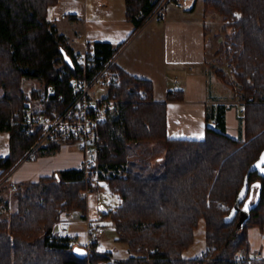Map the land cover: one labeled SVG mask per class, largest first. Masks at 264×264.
I'll return each mask as SVG.
<instances>
[{
    "label": "trees",
    "instance_id": "trees-1",
    "mask_svg": "<svg viewBox=\"0 0 264 264\" xmlns=\"http://www.w3.org/2000/svg\"><path fill=\"white\" fill-rule=\"evenodd\" d=\"M164 1L126 0L133 34ZM58 2L0 0V133L10 135V155L0 159V189L39 139L16 116L29 98L23 89L25 79H37L43 89L52 87L56 95L71 102V83L83 74L66 36L48 18L49 9ZM204 9L216 11L226 21V36L217 53L223 52L232 65L234 83L223 68L213 70L239 92L244 104V139L227 133L223 104L208 115L217 124L207 127L203 140L169 137L168 102L182 100L183 91H169L167 102H157L151 81L122 71L121 85L113 90L118 101L99 129L98 179L95 182L82 168L12 184L10 189L17 187L11 189L16 206L9 218H0V264L108 262L111 253L100 251L98 240L89 244L90 255L80 258L74 249L88 246L55 232L66 212L78 210L88 217L85 192L98 187L99 181H106L119 198L117 207L100 219L112 222L116 239L134 254L107 264H249L237 256L249 257L254 250L253 234L264 235V174L253 169L264 154V0H204ZM121 47L94 42L88 50L101 67ZM63 50L72 58L73 67ZM62 146L48 143L33 156L54 154ZM249 173V190L242 197ZM11 204L0 193V206ZM202 221L206 249L197 258H186ZM252 264H264V259Z\"/></svg>",
    "mask_w": 264,
    "mask_h": 264
},
{
    "label": "crops",
    "instance_id": "crops-1",
    "mask_svg": "<svg viewBox=\"0 0 264 264\" xmlns=\"http://www.w3.org/2000/svg\"><path fill=\"white\" fill-rule=\"evenodd\" d=\"M198 1L184 9L168 5L164 18H152L134 34L135 26L126 15V0H59L49 9L48 18L66 36L76 54L89 51V44L94 42L122 45L117 53L118 67L131 76L151 81L155 101L167 102L169 91H183L182 100L168 102L169 137L203 140L207 127L217 124L214 119L208 120V115L223 104L227 107V133L244 139V106L233 100V91L211 69L215 40L207 29L204 6L200 7ZM68 19L73 23L60 26ZM79 23H83V31L75 30ZM6 133H0V159L10 155V135ZM84 163L82 151L74 145H63L54 154L23 163L9 178L37 181L63 170L82 169ZM87 215L84 218L81 211H71L63 215L64 223L60 224L62 233L66 231L63 234L71 235L74 242L83 246L91 242L92 227L102 228L96 222L101 215L91 211ZM252 240V254H261L264 259V235L255 232Z\"/></svg>",
    "mask_w": 264,
    "mask_h": 264
},
{
    "label": "built area",
    "instance_id": "built-area-1",
    "mask_svg": "<svg viewBox=\"0 0 264 264\" xmlns=\"http://www.w3.org/2000/svg\"><path fill=\"white\" fill-rule=\"evenodd\" d=\"M190 2L191 0H165L152 18H164L170 4L184 9ZM77 63L83 74L71 83V102L63 95H56L55 90L49 87L40 90L37 95H31L25 109L17 112L16 116L28 133L39 134V139L26 160L32 159L35 151L51 142L74 145L85 155L83 168L86 174L96 181V170L102 151L99 129L108 112L118 101V96L113 90L121 85L122 70L117 65V55L104 66L98 67L95 55L85 51L77 54ZM11 189L15 191L17 187ZM95 189L96 185L89 188L87 194ZM104 232L100 227H92L91 241L98 240ZM262 259L261 254L237 256V260L248 263Z\"/></svg>",
    "mask_w": 264,
    "mask_h": 264
},
{
    "label": "rangeland",
    "instance_id": "rangeland-1",
    "mask_svg": "<svg viewBox=\"0 0 264 264\" xmlns=\"http://www.w3.org/2000/svg\"><path fill=\"white\" fill-rule=\"evenodd\" d=\"M194 1L195 0L190 2V4L188 6H192ZM198 5L200 7H203L204 6L203 0H199ZM199 6H198V8H199ZM205 19H206V22L208 24L207 29L212 34V36L214 37V40H215V47L213 49L215 58H214V62H213L211 69L213 70V67L223 68L227 72L228 81L232 84L235 81V76H236L235 71H234L232 65L230 64V62L228 61V59L226 58V56L223 54V52L220 54L217 53V51L220 50V45L222 44V42L226 36V33L223 30V27L225 26L226 21L224 20L222 15H220L219 13H217L214 10L205 11ZM69 23L72 24L73 21L71 19H68V20L62 22L60 26L70 25ZM75 30H77V31L82 30L83 31L84 30L83 23L76 24ZM221 51H223V50H221ZM221 82L224 83L225 85L229 86L227 83H225L223 81H221ZM43 88H44V84L37 79L26 78L24 81V84H23V89L28 94L29 97L32 95L33 91H37V90L40 91ZM229 88L233 91L232 92L233 93V96H232L233 100L237 101V102L239 101L241 103L242 101L240 100V95H239L238 90L234 89L232 86H229ZM220 100L226 101L227 99L225 100V99L221 98ZM240 103H239V105L242 106ZM243 106H244V104H243ZM242 114H244V110H243ZM6 135H8V134L6 133ZM151 147H155V144L152 143ZM39 158H41V154H40V152H37L36 154H34L32 159L25 160L23 163L25 164L27 162H30V161H33V160L39 159ZM23 163L18 166V169L20 168L21 165H23ZM18 169H16V170H18ZM56 173H58V172H56ZM33 181H36V180L34 178L24 179L21 181H19L18 179H11L8 183H6L0 189V193L4 196L10 198L11 203H13V205L15 204V206H16L15 201L12 200L13 191L10 189V186L12 184L19 186V185L26 184L28 182H33ZM1 184H2V182H0V185ZM97 185H98V187L95 189V191L89 195V202H90L89 211H91L94 214L103 215V214H105V213H107V212H109V211H111L117 207V205L119 203V198L112 193V191H111V189H110V187L106 181H99L97 183ZM86 194L87 193L85 192V195ZM93 197H94V200H93ZM14 210H15V208H7L5 206H0V218H9ZM75 211H78V210H75ZM66 213H68V212H66ZM96 222L100 223L102 225L101 226L102 229H104V231H105L104 234L98 238V240H99L98 249L100 251H103V252L111 253L110 260L108 262H103V264L112 263L116 260L128 259L134 255L129 250V246L126 243L119 242L116 239L117 233H116L115 227L113 226L111 221H109V220L103 221L99 217L98 221H96ZM63 223L64 222H63V218H62V220L59 222V224L57 225V227L55 229V232L57 235H60L62 233V226L60 224L63 225ZM67 227L69 228V225H67ZM63 233L61 235H66V233L65 234H63ZM205 234H206L205 221H202L200 223L199 229L197 231L196 241L193 244V246L187 252H185L184 257H186V258H197L198 256L202 255V253L206 249ZM89 250H91V249H89ZM249 264H252V263H249Z\"/></svg>",
    "mask_w": 264,
    "mask_h": 264
},
{
    "label": "water",
    "instance_id": "water-1",
    "mask_svg": "<svg viewBox=\"0 0 264 264\" xmlns=\"http://www.w3.org/2000/svg\"><path fill=\"white\" fill-rule=\"evenodd\" d=\"M63 52L65 54L66 61L73 67L74 63H73L72 58L67 54V52L65 50H63ZM256 168L257 169H261V172L264 174V154H263V157H262L261 161L253 169H256ZM56 175L58 176V173H56ZM249 176H250V173L246 177V183H245V187H244V191H243V196L242 197H245L247 192H248V190H249ZM241 225H242V223H240L238 228H241L242 227ZM74 253L80 258H87L90 255V252H89L88 249H86L84 247H80V246H77L74 249Z\"/></svg>",
    "mask_w": 264,
    "mask_h": 264
}]
</instances>
